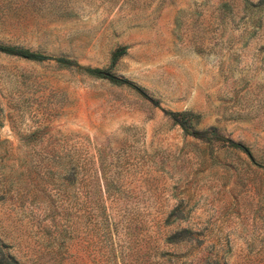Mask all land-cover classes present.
Returning <instances> with one entry per match:
<instances>
[{"label":"rangeland","instance_id":"rangeland-1","mask_svg":"<svg viewBox=\"0 0 264 264\" xmlns=\"http://www.w3.org/2000/svg\"><path fill=\"white\" fill-rule=\"evenodd\" d=\"M0 43L128 82L0 52V260L264 264V0H0Z\"/></svg>","mask_w":264,"mask_h":264},{"label":"trees","instance_id":"trees-1","mask_svg":"<svg viewBox=\"0 0 264 264\" xmlns=\"http://www.w3.org/2000/svg\"><path fill=\"white\" fill-rule=\"evenodd\" d=\"M263 2V0H262ZM126 46H119L116 47L110 55V64L107 68H98V67H90V66H84L76 62L75 60L69 59L67 57H54L51 55L43 54L38 51H32L27 48L17 47L14 45H7L0 43V52L18 56L27 60L32 61H38L42 62L45 60H53L58 65L62 67H68L73 68L79 72L86 73L94 78L99 79H108L109 81L116 83V84H123L128 83L125 79L119 78L112 74L110 72V68L113 67L116 62L120 59L121 56H123L126 53ZM172 120L178 124L183 132L186 135H190L196 139H200L206 142H210L211 140H218L221 139L220 135L218 134L215 127H209L203 130H198L194 128L193 125V114L188 111L184 112H168ZM227 147L237 150H244L249 156H251L250 152L244 148V146L238 142H234L232 140H224ZM186 230H181L178 232H175L174 239H171V242H178V241H186L190 238L189 234H181V232H185ZM188 238H187V237ZM211 259H207L206 264H227L226 262H220L219 260H213L212 263L210 261ZM11 262L17 264L15 260H11ZM8 260L4 262L3 260H0V264H11ZM198 264V263H197Z\"/></svg>","mask_w":264,"mask_h":264}]
</instances>
